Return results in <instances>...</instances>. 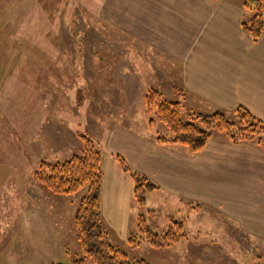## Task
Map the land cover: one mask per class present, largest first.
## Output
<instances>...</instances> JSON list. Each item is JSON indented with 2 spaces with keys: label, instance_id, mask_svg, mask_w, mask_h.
I'll return each instance as SVG.
<instances>
[{
  "label": "rangeland",
  "instance_id": "rangeland-1",
  "mask_svg": "<svg viewBox=\"0 0 264 264\" xmlns=\"http://www.w3.org/2000/svg\"><path fill=\"white\" fill-rule=\"evenodd\" d=\"M102 2L0 0V264H76L85 258L75 215L87 186L58 194L36 176L43 162L82 154L79 131L102 150L112 132L120 143L123 129L154 141L171 138L163 124L149 126L146 96L153 90L180 101L187 119L190 110L175 78L169 77L173 91L166 93L165 74L156 70L164 58L107 22ZM132 202L128 237L105 227L133 262L187 264L190 240L226 242L227 248L243 240L239 221L214 206L188 205L167 192L149 194L143 207L134 196ZM141 215L161 236L182 226L179 242L153 248L140 231ZM253 235L256 248L243 246L238 253L254 257L250 264H264V228ZM86 264L94 263L86 258Z\"/></svg>",
  "mask_w": 264,
  "mask_h": 264
},
{
  "label": "crops",
  "instance_id": "crops-1",
  "mask_svg": "<svg viewBox=\"0 0 264 264\" xmlns=\"http://www.w3.org/2000/svg\"><path fill=\"white\" fill-rule=\"evenodd\" d=\"M242 3L243 0H103L101 14L164 58V66L155 67L165 74L164 89L172 93L175 78V87L179 85L182 90L178 96L191 112L232 113L244 106L264 121V34L254 42L244 33L242 24L252 14ZM102 142L106 146L101 149L102 211L111 232L116 231L119 238L128 237L134 196L133 180L116 159L119 154L160 186L156 192H167L188 205L214 206L239 221L237 227L243 240L238 237L236 246L190 240L186 245L187 264H204L198 260L205 264H250L254 260L238 253V248L251 245L255 249L257 244L249 237L264 228L263 149L246 142L231 144L223 135L214 134L202 152L191 155L183 146L160 145L153 138L125 129L121 130L120 143L115 140V132ZM256 183L260 186L256 187Z\"/></svg>",
  "mask_w": 264,
  "mask_h": 264
},
{
  "label": "trees",
  "instance_id": "trees-1",
  "mask_svg": "<svg viewBox=\"0 0 264 264\" xmlns=\"http://www.w3.org/2000/svg\"><path fill=\"white\" fill-rule=\"evenodd\" d=\"M242 5L252 14L249 21L243 22V31L251 40L258 42L264 34V0H243ZM146 111L151 117V128L159 122L172 134L171 138L157 136L155 141L160 145L183 146L191 155H197L217 132L231 144L246 142L264 150V121L244 106H239L232 113L216 111L205 114L188 111L187 119H184L180 101L167 99L159 90H153L146 96ZM78 135L85 144L81 155L60 163L43 162L36 172L39 182L54 193L73 194L87 186V193L80 201L75 215L77 238L85 258L76 264H86V258L94 264H150L145 260L133 262L124 250L113 244L106 230L102 211L103 152L87 134L79 131ZM116 159L122 171L133 180L135 200L141 207L145 206L147 196L160 190V186L136 171L122 155L118 154ZM149 212L153 214V211ZM139 228L153 248L164 249L179 242L182 226L161 236L152 230L146 217L141 215Z\"/></svg>",
  "mask_w": 264,
  "mask_h": 264
}]
</instances>
